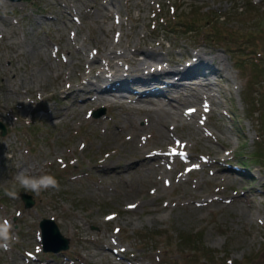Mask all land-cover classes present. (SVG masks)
<instances>
[{"label": "rangeland", "instance_id": "obj_1", "mask_svg": "<svg viewBox=\"0 0 264 264\" xmlns=\"http://www.w3.org/2000/svg\"><path fill=\"white\" fill-rule=\"evenodd\" d=\"M113 49L125 55L118 68L138 49L168 71L195 52L202 62L168 91L150 86L153 101H135L143 86L133 85L109 108L78 91L97 83L90 56L103 63ZM0 123V222L18 237L0 264H264V0H0ZM128 147L143 150L122 159ZM165 151L179 153L159 167L125 164ZM104 160L121 175L97 172ZM20 171L51 174L59 190L10 199L3 188ZM43 219L68 249L43 252Z\"/></svg>", "mask_w": 264, "mask_h": 264}, {"label": "bare ground", "instance_id": "obj_2", "mask_svg": "<svg viewBox=\"0 0 264 264\" xmlns=\"http://www.w3.org/2000/svg\"><path fill=\"white\" fill-rule=\"evenodd\" d=\"M170 2V1H169ZM112 3V2H111ZM116 5V4H115ZM105 7V4H104ZM117 8V7H116ZM65 9V8H64ZM69 10V9H68ZM77 10V9H76ZM65 11V10H64ZM72 11V10H71ZM70 13V12H69ZM88 14V13H87ZM72 16V15H71ZM3 20V19H2ZM7 20V19H6ZM14 21V20H13ZM131 21V20H130ZM39 22V21H38ZM165 22V21H164ZM103 23V22H102ZM152 29V28H151ZM150 30V29H149ZM149 32V31H148ZM103 33V32H102ZM151 35V34H150ZM154 35V34H153ZM186 37V36H185ZM101 38V37H100ZM168 38V37H167ZM181 38V37H180ZM184 38V37H183ZM131 39V38H130ZM176 40V39H175ZM102 41V40H101ZM213 41V40H212ZM138 43V42H137ZM147 44V43H145ZM43 46V45H42ZM179 47V46H178ZM36 48V46H35ZM41 48V47H40ZM141 48V47H140ZM39 49V48H38ZM176 49V48H175ZM183 49V48H182ZM171 50V49H170ZM40 51V50H39ZM112 51V52H111ZM109 51V53H111V59H108L106 62H99L98 64H93L92 61L98 60V57H95V55L90 56V58L92 60L90 61V65H87L86 68L88 69V73L92 74L94 76V78L96 79L97 83L93 84L94 88H90V85L92 84L88 79L87 80H82L83 82L80 83L79 86L80 87L79 91L80 93H84L88 96H90L92 98V100H97L98 102H102L105 103L107 106H113V105H120L123 106L124 104V97L121 93H118L119 91H127L128 93L130 92L131 94H135L136 90L133 89V85H138V86H143L142 92L140 95L135 97V101L141 102V103H145V102H149L153 101L151 98L148 97V99H145V97L147 96H151L150 93L153 91V89H149V87L151 86L152 88H156L159 87L161 89L164 88L163 86H159L158 82L160 84H166L167 85V91L168 89L172 88V86H174L177 82L176 79L183 77V76H187L190 75L192 72H190V69H188V67L190 66V68L198 66L199 63L202 62V55L200 52H195V54L193 55V59L189 64H186L184 67H182L180 70H178V72L176 70L168 71L164 65H159L161 62H159V57L156 55L154 56L153 51H144V57L145 58H141L140 60L138 58H134L135 55H137L138 51H140L138 49V51L134 52L135 50L132 51L131 56L129 57L130 60H133L132 66L130 68H122L120 66V68L117 67V65L119 64L116 59L121 57V58H125L124 52H120V54H117L116 52H114V49ZM163 51V50H162ZM183 51V50H182ZM170 52V51H169ZM105 53V52H104ZM158 54V53H157ZM214 54V53H213ZM160 56V55H159ZM214 56V55H213ZM104 58V57H103ZM110 58V57H109ZM171 58V57H170ZM131 60V61H132ZM210 60V59H209ZM176 61V60H175ZM154 62V63H153ZM173 64H177V62H173V60L171 61ZM171 62H169V64H171ZM188 63V62H187ZM215 63V62H214ZM155 64V66L153 65ZM197 64V65H196ZM210 64V63H208ZM215 65V64H214ZM153 66V67H151ZM168 67V66H167ZM199 67V66H198ZM133 68V70H132ZM136 68V69H135ZM212 68V67H211ZM175 69V68H174ZM183 70V71H182ZM204 70V69H203ZM132 72L135 73H144L143 75H139V76H133V75H129ZM173 72V73H171ZM181 72V73H180ZM212 72V71H211ZM217 72H219V70H217ZM180 73V74H178ZM201 73V72H200ZM216 73V72H215ZM222 73V72H221ZM168 74V76H167ZM170 74H174L175 76L173 77L174 80L171 81V79H163L162 75H164L165 77L167 76L169 78ZM161 75V76H160ZM193 75V74H192ZM199 77V76H198ZM86 79V78H85ZM195 79V78H194ZM129 80V81H128ZM158 80V81H157ZM129 82L126 84V82ZM166 81H169V83H166ZM171 81V82H170ZM79 82V81H78ZM139 83V84H138ZM198 83H204L206 85H210V81L208 80H204L203 82H198ZM77 84V83H76ZM102 84H106L105 86H102ZM178 84V83H177ZM78 85V84H77ZM185 85V84H182ZM187 85V84H186ZM190 85V84H189ZM67 90H71L69 93L72 92V88L71 85L66 86ZM112 87H116V88H112ZM150 87V88H151ZM188 87V86H187ZM78 88V87H77ZM76 88V89H77ZM130 88V89H128ZM191 88V87H190ZM196 88V87H195ZM99 89V90H97ZM176 89V88H175ZM61 90V89H60ZM94 90H97L98 95L95 94L94 96H92V93L94 92ZM181 90V89H180ZM162 91V90H161ZM165 91V90H164ZM166 91V92H167ZM212 91V90H211ZM8 92V91H7ZM12 92V91H11ZM16 92V91H15ZM179 92V91H177ZM207 92V91H206ZM75 93V92H74ZM124 93V92H123ZM77 94V93H76ZM196 94V93H195ZM199 94V92H198ZM189 95V94H188ZM187 95V96H188ZM202 95V94H201ZM205 95V94H204ZM109 96V97H108ZM158 96V95H157ZM171 96V95H170ZM206 96V95H205ZM164 97V96H163ZM173 97V96H172ZM172 97H169L168 99V105H173L172 102H175L176 99H173ZM186 97V96H185ZM184 97V98H185ZM212 97V95H211ZM155 98V97H154ZM200 98V97H199ZM202 99V97H201ZM147 100V101H146ZM165 100V99H164ZM199 100V99H198ZM197 100V102H198ZM134 100L129 101V104H132L131 102H133ZM193 101V100H192ZM211 101V100H210ZM177 102V101H176ZM156 104V103H155ZM177 104V103H176ZM162 105V104H161ZM190 105V104H189ZM193 105V104H192ZM130 106V105H129ZM197 106V105H196ZM217 106V105H216ZM118 107V106H117ZM142 111L143 110H148V107L144 106V105H140L138 106ZM163 107V106H162ZM174 107V106H173ZM184 107V106H183ZM67 108V107H66ZM72 108V107H71ZM176 108V107H174ZM211 108V107H210ZM196 109V108H195ZM212 109V108H211ZM168 110V109H167ZM208 110V109H207ZM122 111V110H121ZM173 111V110H172ZM175 111V110H174ZM177 111V110H176ZM175 111V113L177 114V112ZM59 112V110H58ZM163 112V111H162ZM183 112V111H181ZM65 113V112H64ZM174 113V114H175ZM195 113V112H194ZM165 114V113H164ZM171 114V113H170ZM179 114V113H178ZM190 115V114H188ZM58 116V115H57ZM172 116V115H171ZM170 116V117H171ZM178 116V115H177ZM181 116H183L182 118H184L186 115L185 114H181ZM173 117V116H172ZM171 117V118H172ZM193 117V116H192ZM179 119V118H178ZM183 120V119H182ZM195 120V119H193ZM190 121V120H189ZM192 122V121H191ZM199 122V121H198ZM161 123V122H160ZM133 124V123H132ZM119 128V127H118ZM135 128V127H134ZM174 129V128H173ZM134 130V129H133ZM167 132V130H164ZM222 132V131H221ZM163 135L164 132H162ZM208 133V132H205ZM212 133V132H211ZM210 133V134H211ZM169 137V136H168ZM212 137V136H211ZM166 138V137H165ZM216 138V137H215ZM170 141V138H167V141ZM178 140V138H177ZM176 140H174L173 144L175 143ZM111 142V141H110ZM136 142V141H135ZM137 143V142H136ZM135 143V144H136ZM170 143V142H169ZM224 144V143H223ZM165 145V144H164ZM162 146V145H161ZM175 146V145H174ZM163 147V146H162ZM186 147V146H185ZM188 147V146H187ZM171 148V147H170ZM176 148V147H175ZM180 148V147H179ZM142 147H140V149L138 148H130L128 147V149L126 150V152L124 151L123 153H120L121 158H125L127 156V154L129 153H133V154H138L139 151H141ZM162 149H167L165 148V146ZM172 149V148H171ZM143 150V149H142ZM118 152V151H117ZM113 153V152H112ZM179 151H165L164 154L161 153H156V152H148L145 153L144 155H140L139 158H137L135 161H129L126 162V166L127 168H132L134 170H136V168L138 169V166L143 165V164H147L150 161L154 162L156 166H158L157 161L158 160H162L163 162H166L167 160H175V154H178ZM214 153V152H213ZM182 154V153H181ZM215 154V153H214ZM107 155V154H106ZM217 155V154H216ZM104 157V156H103ZM119 157V156H118ZM105 159V158H104ZM109 159V158H108ZM26 161V160H25ZM189 161V159H186V162ZM150 162V163H151ZM168 162V161H167ZM215 162H217V160H215ZM153 164V163H152ZM168 164V163H167ZM182 164V163H181ZM189 164V163H187ZM161 165V164H160ZM186 165V164H185ZM155 166V167H156ZM122 164H117L111 168H109L108 163L106 160H104V163H100L99 161L94 163L93 168H95L97 170V172H102V173H106L111 172L113 175L114 174H118V176L121 175V168ZM148 167V166H147ZM159 167V166H158ZM27 169V168H26ZM144 169V168H143ZM156 169V168H155ZM170 169V168H169ZM146 170V169H145ZM159 170V169H158ZM241 170V169H240ZM142 171V170H141ZM175 171V170H174ZM194 172V171H193ZM101 173V174H102ZM246 173V172H245ZM110 174V173H109ZM174 174V173H173ZM176 174V173H175ZM215 174V172H214ZM232 174V173H231ZM212 175V174H211ZM221 175V174H220ZM244 175V174H243ZM224 176V175H223ZM252 176V175H251ZM189 177V176H188ZM73 178V177H72ZM231 178V177H230ZM213 179V178H212ZM229 179V178H227ZM241 182V181H240ZM245 182V181H244ZM94 184V183H93ZM231 184V183H230ZM95 185V184H94ZM219 192V191H217ZM201 197V196H200ZM194 199V198H193ZM176 200V199H175ZM211 201V200H210ZM179 203V202H178ZM181 203V202H180ZM131 205V204H130ZM132 206V205H131ZM205 206V205H203ZM133 208V207H132ZM148 212V211H147ZM128 221V220H127ZM92 244V242H91ZM92 246V245H91ZM89 246V247H91ZM95 246V245H93ZM120 246V245H119ZM111 247V246H110ZM121 247V246H120ZM103 250V249H102ZM107 250V249H106ZM90 252V251H89ZM94 253V251H93ZM111 254V253H110ZM113 254V253H112ZM111 254V255H112ZM148 254V253H147ZM146 255V254H145ZM74 256V255H73ZM72 256V257H73ZM142 257V256H141ZM146 257V256H145ZM71 258V257H70ZM105 258V257H104ZM111 260L114 262L115 261L112 257H110ZM75 259V258H74ZM95 259V258H94ZM106 259V258H105ZM76 260V259H75ZM119 261V260H118ZM130 261V260H129ZM70 262V261H69ZM118 263V262H117ZM135 263V262H134ZM138 264V263H135Z\"/></svg>", "mask_w": 264, "mask_h": 264}, {"label": "clouds", "instance_id": "obj_3", "mask_svg": "<svg viewBox=\"0 0 264 264\" xmlns=\"http://www.w3.org/2000/svg\"><path fill=\"white\" fill-rule=\"evenodd\" d=\"M49 188L59 190V182L55 176L51 174L33 176L25 171H20L12 182L3 188V192L8 198L15 200L18 198L19 189L39 195ZM14 240H18V237L12 234V223L5 219L0 222V249L7 250Z\"/></svg>", "mask_w": 264, "mask_h": 264}, {"label": "water", "instance_id": "obj_4", "mask_svg": "<svg viewBox=\"0 0 264 264\" xmlns=\"http://www.w3.org/2000/svg\"><path fill=\"white\" fill-rule=\"evenodd\" d=\"M11 2H17L20 0H9ZM104 113V109L100 108L93 112L94 117H99ZM0 133L5 134V128L0 123ZM20 198L24 204V207L29 208L33 205L34 201L31 195L22 193ZM39 229L41 235V244L43 252L57 253L62 250H66L69 247V239L65 238L59 231L56 223L52 219H43L39 222Z\"/></svg>", "mask_w": 264, "mask_h": 264}, {"label": "snow or ice", "instance_id": "obj_5", "mask_svg": "<svg viewBox=\"0 0 264 264\" xmlns=\"http://www.w3.org/2000/svg\"><path fill=\"white\" fill-rule=\"evenodd\" d=\"M189 111L191 112V111H194V110L193 109H190ZM130 207H133V206L130 205ZM111 218L112 217H108V219H111Z\"/></svg>", "mask_w": 264, "mask_h": 264}]
</instances>
